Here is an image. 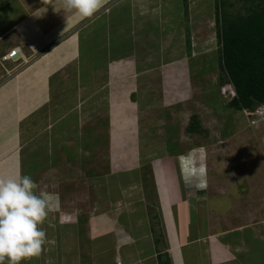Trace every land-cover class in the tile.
Masks as SVG:
<instances>
[{"label":"crops","instance_id":"1","mask_svg":"<svg viewBox=\"0 0 264 264\" xmlns=\"http://www.w3.org/2000/svg\"><path fill=\"white\" fill-rule=\"evenodd\" d=\"M198 1L207 7L204 15H209V2L213 5L214 0ZM6 6L12 10L6 18L0 17V55L19 46L31 62L15 71L11 66L20 62L18 58L0 62V75L15 86L29 67L36 66L37 78L30 76L25 82L34 94L23 95L21 90L4 93L2 88L0 177L24 175L23 135L29 130L24 126L25 119L42 118L49 108L57 113L67 97L71 99L68 110L75 118L73 134L82 119L79 102L83 110L86 104L98 110L103 107L111 114L106 131L109 139L114 136L118 143L114 151L124 152L109 157L108 171L118 172V176L121 173L123 178L111 176L105 185L112 191L107 193L101 179L91 177L95 174L75 175V166L84 168L81 153L76 165L74 153H59L55 162L49 154L53 181L82 183L87 178L86 182L98 183V190L91 194L97 210L87 216L81 214L71 203L76 191L70 195L68 189L64 196L52 189L47 198L48 215L41 225L47 243L39 256L22 264H264V207L254 203L264 195L262 182L254 180L260 186L257 191L234 181L239 187L232 183L233 191L224 192L221 179L208 187L206 175L202 177L206 172H198L196 162L191 161L192 181L177 162L175 152L165 153L164 144H150L149 140L148 144L145 139L143 143L138 138L139 104L147 86L144 75L150 77V85H154L150 74L156 78V70L160 71L161 82L182 76L178 71H183L186 55L179 27L184 23L183 0H99L96 11L87 17L64 11L63 0H10ZM165 66L172 75L167 74ZM115 87L120 92L113 91ZM68 131L59 137V131H54L53 141L72 134ZM72 150L76 155L80 151ZM146 162L147 169L137 170ZM36 176L33 173L34 182ZM131 185V191L124 195L120 187ZM140 187L147 192L143 194ZM35 191L42 195L37 187ZM79 194L85 201L87 191L76 196ZM151 207L156 208L159 235L150 216ZM219 212L226 213L225 218H217Z\"/></svg>","mask_w":264,"mask_h":264},{"label":"rangeland","instance_id":"2","mask_svg":"<svg viewBox=\"0 0 264 264\" xmlns=\"http://www.w3.org/2000/svg\"><path fill=\"white\" fill-rule=\"evenodd\" d=\"M8 1L10 0H3L5 7L0 8V17L6 18L7 14L12 10L6 6ZM227 1L230 4L228 7L223 6V9L228 13L234 12L233 10L236 11L241 3L235 0ZM183 3L185 5L183 7L184 19L182 18L184 23L179 27L185 39L186 55L184 56V69L183 71H178V74L182 76L178 80L171 77L161 82V78L158 79L160 71L156 70V78L150 74L153 78L151 80L154 82V85H150V80H147L150 77L144 75L146 79L144 78L143 80H146L147 86L143 88L145 90L144 97L141 98L143 103L140 101L139 104L143 109L141 108L139 116L140 132L138 138L140 140L143 139V141L141 140L143 143L145 139V142L147 141L148 143L149 140L150 144H164L165 153L175 152L174 156H177L179 164L178 156H182L184 160L181 168L188 173L187 178L193 176L194 168L192 162H196L197 171L201 172L204 169L202 172H206L202 177L204 178V175H206L208 187L210 182L213 183L216 179H221L222 183L220 185L224 192H232L234 189L233 184L238 186V183L241 184L240 186L251 187L252 190L257 191L260 186L253 182L254 180H257V182L259 180L262 182V189L264 190V117H259L256 114L258 110L264 112V104L256 107L254 111L248 109L237 110L229 104L235 95V90L234 86L229 82L226 72L219 64L221 43L217 38L218 24L214 17L216 5L220 9L219 4L221 2L219 3L218 0H215L212 2L213 5L209 2L208 7L211 9L209 15L207 14L206 16L204 14L207 7H202L198 0H183ZM103 9L107 10V7ZM3 54L0 55L1 63L4 62L1 59ZM24 55L27 58L26 63L15 62L11 66L12 70L15 71L30 65L29 55L26 52ZM164 69L168 71V75H172L166 66ZM30 76H34V80L35 77L37 78L36 66L29 67L27 74L23 76L19 85L10 86L6 82L7 79L0 75V85L3 86H0V99L3 93L2 88L6 90H4V93L10 90L11 93L16 94L17 90H21L20 93L23 95L32 94L34 91L32 90V92L25 83L26 81L28 82V77ZM3 82L5 83L4 85ZM30 85L31 82L29 83ZM113 91L120 92L116 87ZM152 92L153 95H150ZM70 100V97H67L64 102H60L59 108L57 106V113L53 108H49L43 112L44 116L42 115V118L25 119L24 126L26 129L29 128V130H25L26 132L23 135V138H25L23 151L26 161L24 175H28L31 178H33V173L37 175V181H35L37 191L46 198H48L52 189L60 191L62 194L69 189L70 195L73 194L71 191H76L72 196V207L80 211L81 214L86 213L87 216L91 210H97L96 198L92 197L91 194L93 195L92 190H95V192L98 190V183L86 182L87 178H83L82 183L76 181L61 184L53 181L49 174L50 165L52 164L49 154L52 155V162H55L59 158V153H67L69 155L74 153V163L76 165V158L81 153L84 168L75 166L73 168L74 170L76 169L75 175L85 176L93 173L95 175L91 177L96 176V180L98 178L101 179L102 186L106 187V181L111 176L119 178L122 176L123 178V174L120 173L123 168H120L121 171L119 170L121 176H118V172L111 173L112 170L108 171L110 168L108 165L111 164L109 163L111 153L124 155V152L119 149L114 151L118 143L115 142L114 136L109 139L106 131L111 114L107 113L103 107L98 110L96 106L86 104L83 110V106L79 102L77 109L82 119L81 123L75 126L77 130L73 134L72 126H74L75 118L72 116V112L68 110ZM101 104L105 106L104 101ZM192 114L197 115L198 122L201 125V131L199 132H188L186 129ZM87 122L90 123V126L83 127ZM174 122L175 125H173ZM53 127L54 131H59L58 137L63 132H67V130L72 134L61 136L63 138L55 143L53 141V139L55 140ZM153 131L154 133L161 131L163 134L156 133L154 135ZM153 136L154 140L152 141ZM49 143L53 145L50 146ZM64 145L65 148L63 147ZM62 147L68 151H63ZM36 148L37 151H33ZM42 148H44L43 151ZM73 148L80 149L77 155L74 152L75 150H72ZM142 152L147 153L145 149ZM145 153H142V155ZM43 155H45L44 159ZM140 157L142 160L143 156ZM97 163H100V166H97ZM140 165L137 170H145L149 163L146 162V164ZM97 175H102V177ZM190 180L193 181V177ZM234 181H238V183L236 184ZM202 182L203 180H199L198 183L203 184ZM132 187L131 185L127 186V188H120L125 195L131 191ZM107 190L112 191L111 188L106 187L104 189L105 193H107ZM141 190L143 194L147 192L145 187H140L139 191ZM80 191H87L88 196L84 197L85 201H82V194L76 196L77 192ZM255 199L254 203L259 202L264 207V195L260 199ZM62 202L65 206V201ZM101 207L102 211L104 205ZM150 216L156 229L155 233L159 235V226L156 221L158 217L155 207H151ZM221 216L225 218L226 213L222 215L219 212L217 214V218H221Z\"/></svg>","mask_w":264,"mask_h":264},{"label":"trees","instance_id":"3","mask_svg":"<svg viewBox=\"0 0 264 264\" xmlns=\"http://www.w3.org/2000/svg\"><path fill=\"white\" fill-rule=\"evenodd\" d=\"M218 1L220 9L216 5L214 17L221 43L219 64L235 90L229 104L254 111L264 103V0H235L241 3L232 13L223 9L230 4L227 0ZM186 129L201 131L196 114L190 116Z\"/></svg>","mask_w":264,"mask_h":264},{"label":"clouds","instance_id":"4","mask_svg":"<svg viewBox=\"0 0 264 264\" xmlns=\"http://www.w3.org/2000/svg\"><path fill=\"white\" fill-rule=\"evenodd\" d=\"M63 5L64 11L87 17L96 11L99 0H63ZM256 114L264 117L262 111ZM183 160L179 157L180 164ZM35 189L28 175L0 177V264H22L39 256L47 243L41 225L48 215V200Z\"/></svg>","mask_w":264,"mask_h":264},{"label":"built area","instance_id":"5","mask_svg":"<svg viewBox=\"0 0 264 264\" xmlns=\"http://www.w3.org/2000/svg\"><path fill=\"white\" fill-rule=\"evenodd\" d=\"M14 58H18V60H20V62L23 64H25L27 61V58L25 57L24 53L22 52L19 46H14L10 48L7 52H5L1 56V59L3 61H10L13 60Z\"/></svg>","mask_w":264,"mask_h":264}]
</instances>
